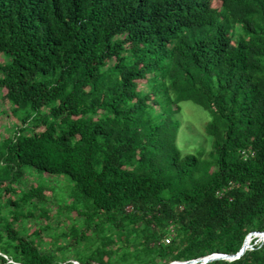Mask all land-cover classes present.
<instances>
[{
	"label": "trees",
	"instance_id": "1",
	"mask_svg": "<svg viewBox=\"0 0 264 264\" xmlns=\"http://www.w3.org/2000/svg\"><path fill=\"white\" fill-rule=\"evenodd\" d=\"M0 95V264H169L264 232V0H0ZM255 237L206 264H264Z\"/></svg>",
	"mask_w": 264,
	"mask_h": 264
},
{
	"label": "rangeland",
	"instance_id": "2",
	"mask_svg": "<svg viewBox=\"0 0 264 264\" xmlns=\"http://www.w3.org/2000/svg\"><path fill=\"white\" fill-rule=\"evenodd\" d=\"M0 107L3 109H7L4 111V113L2 114V119H3V124L2 126H0V142L5 138L6 133H7V127L11 126L12 123L14 122V124L16 123L15 120L12 121V118L9 116L8 114V108L9 105H3V101L1 99V95H0ZM205 114L204 112L199 109L197 106H195V104H186L184 105V115H183V122H182V128H181V132L178 138V143L179 146L185 150L186 152H190V153H198L199 152V148L201 145V141L203 138H205L206 134H205V124H203V122L206 120L205 118ZM207 117V116H206ZM185 125H190L192 126V128L194 129V132L189 131L184 129ZM190 140H192V143L190 142ZM1 168V166H0ZM41 179L44 180H50L53 181L55 178L54 176L48 174V173H34L30 176H27V181H25L23 184L20 185L22 191H25L29 188H31V186L33 184H35L37 181H40ZM33 202H37V198H33L32 200ZM1 204H3L0 201ZM58 207V204L53 200L52 204H51V209L52 211H55ZM8 210H11L9 208H7L6 213L4 214H8L10 213ZM10 215V214H9ZM39 224L43 223L38 221ZM66 225V223L64 224ZM174 231V229H172ZM173 235H171L170 237H167V239L165 240L166 243H170V241H172ZM1 254H3L2 252H0ZM5 255V254H3ZM9 259H12L10 256H8ZM115 262V261H114ZM79 264V263H77ZM152 264H155L154 262Z\"/></svg>",
	"mask_w": 264,
	"mask_h": 264
},
{
	"label": "clouds",
	"instance_id": "3",
	"mask_svg": "<svg viewBox=\"0 0 264 264\" xmlns=\"http://www.w3.org/2000/svg\"><path fill=\"white\" fill-rule=\"evenodd\" d=\"M262 234H264V232H252V233H250V234L247 236L245 243L248 241L249 238H251V236H255V235H256L257 238L255 237L254 241L256 240L255 243H257V240H258L260 237L264 238V235H262ZM254 241H253V242H254ZM263 242H264V240H263ZM245 243H244V245H245ZM246 244H247V243H246ZM244 245H243V247H244ZM247 245H249V244H247ZM252 245L254 246L253 243H252ZM243 247H242V248H243ZM241 250H242V249H241ZM241 250H240L238 253H236V254H230V255H238V254L241 252ZM247 250H249V249L247 248L241 256L235 257L234 259H227V260L234 261V260H236V259H239L240 257H242V256L246 253ZM220 254H223V253H213V254L207 255V256H205V257H201V258H197V259H191V260H176V261H172L171 263H174V262H177V261H190V262H191V261H198V262H196L195 264H206V263L211 262V261H205L204 259H205L206 257H209V256H215V255H220ZM198 259H200V260H198ZM219 259H222V258H219ZM216 260H218V259H216ZM212 261H214V260H212ZM71 262H73L74 264H77V263L81 264L78 260H71ZM18 264H21V263H18ZM169 264H170V263H169Z\"/></svg>",
	"mask_w": 264,
	"mask_h": 264
},
{
	"label": "water",
	"instance_id": "4",
	"mask_svg": "<svg viewBox=\"0 0 264 264\" xmlns=\"http://www.w3.org/2000/svg\"><path fill=\"white\" fill-rule=\"evenodd\" d=\"M246 243H245L244 247L242 248L241 252L238 255L220 254V255L206 257L204 260L205 261H212V260H216V259H219V258H222V259H234L235 257L241 256L244 253V251L248 247V245ZM198 260H200V259H198ZM196 262H198V261H191V262L190 261H177V262L170 263V264H195Z\"/></svg>",
	"mask_w": 264,
	"mask_h": 264
},
{
	"label": "built area",
	"instance_id": "5",
	"mask_svg": "<svg viewBox=\"0 0 264 264\" xmlns=\"http://www.w3.org/2000/svg\"><path fill=\"white\" fill-rule=\"evenodd\" d=\"M262 235H264V234H262ZM263 240H264V238H262V237H260L258 240H257V245H261L262 243H263ZM248 249H250V250H253V249H255V247L252 245V244H250V245H248V247H247ZM1 254V253H0ZM8 260H9V262H14L12 259H9V257L7 256V255H4Z\"/></svg>",
	"mask_w": 264,
	"mask_h": 264
},
{
	"label": "bare ground",
	"instance_id": "6",
	"mask_svg": "<svg viewBox=\"0 0 264 264\" xmlns=\"http://www.w3.org/2000/svg\"><path fill=\"white\" fill-rule=\"evenodd\" d=\"M251 241H252V239H251V238H249V239H248V241H247V244H250V243H251Z\"/></svg>",
	"mask_w": 264,
	"mask_h": 264
}]
</instances>
